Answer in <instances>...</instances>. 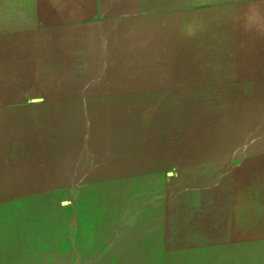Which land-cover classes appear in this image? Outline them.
<instances>
[{
    "label": "rangeland",
    "instance_id": "obj_1",
    "mask_svg": "<svg viewBox=\"0 0 264 264\" xmlns=\"http://www.w3.org/2000/svg\"><path fill=\"white\" fill-rule=\"evenodd\" d=\"M0 161V264H264V0H0Z\"/></svg>",
    "mask_w": 264,
    "mask_h": 264
},
{
    "label": "bare ground",
    "instance_id": "obj_2",
    "mask_svg": "<svg viewBox=\"0 0 264 264\" xmlns=\"http://www.w3.org/2000/svg\"><path fill=\"white\" fill-rule=\"evenodd\" d=\"M209 30V29H208ZM224 33V32H223ZM226 36V35H225ZM175 54V53H174ZM217 56V55H216ZM206 68V67H205ZM213 92V91H212ZM180 97V96H179ZM206 100V99H205ZM135 109V108H134ZM239 109V108H238ZM138 112V111H137ZM239 142V141H238ZM196 144V143H195ZM32 154V153H31ZM26 157V156H25ZM12 160V159H11ZM1 162V161H0ZM38 168V167H37ZM206 176V175H205ZM70 181V180H69ZM32 203V202H31ZM84 212V211H83ZM101 212V211H100ZM40 213V212H39ZM86 219V218H85ZM82 222V221H81Z\"/></svg>",
    "mask_w": 264,
    "mask_h": 264
}]
</instances>
